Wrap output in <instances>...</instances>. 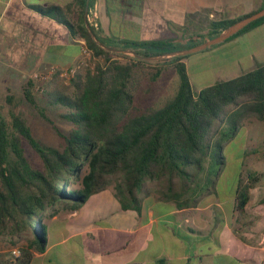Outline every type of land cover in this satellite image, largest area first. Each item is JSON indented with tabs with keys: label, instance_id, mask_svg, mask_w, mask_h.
<instances>
[{
	"label": "trees",
	"instance_id": "16d2710c",
	"mask_svg": "<svg viewBox=\"0 0 264 264\" xmlns=\"http://www.w3.org/2000/svg\"><path fill=\"white\" fill-rule=\"evenodd\" d=\"M75 4L83 10L87 0ZM32 9L73 27L61 18L66 8ZM248 15L212 21L206 33L190 37L185 44L107 40L89 27L108 49L131 50L146 58L192 48ZM263 24L264 17L223 43ZM80 31L92 57L101 62L92 70H78L68 83L60 78L62 71L55 70L39 85L28 79L22 88L21 99L51 126L59 145L37 139L21 114L9 112L6 117L0 112V235L17 239L26 235L31 238L28 248L39 253L47 245L46 218L56 215L59 208L78 210L110 185L120 208L137 214L142 199L152 194L183 207L189 205V196L216 193L225 165L224 145L237 135L243 121L254 118L264 122V63L194 93L183 62L187 56L171 58L168 61L178 78L175 94L161 106L141 108L135 104L141 82L147 78L153 83L161 68L105 50L87 28ZM14 99L8 94L7 104L12 106ZM46 111L70 125L69 130L57 127ZM24 144L39 157L42 170L30 165ZM259 181V174L249 172L247 183L237 188L239 210L246 206L248 191Z\"/></svg>",
	"mask_w": 264,
	"mask_h": 264
},
{
	"label": "crops",
	"instance_id": "0c3cea01",
	"mask_svg": "<svg viewBox=\"0 0 264 264\" xmlns=\"http://www.w3.org/2000/svg\"><path fill=\"white\" fill-rule=\"evenodd\" d=\"M75 2L0 0V98L24 79L77 65L84 58L80 29L91 26L86 17L91 13L97 19L94 30L107 40L185 44L190 37L206 33L212 21L264 8V0H87L83 10ZM33 6L66 8L61 18L69 20L72 29L53 15L41 16ZM234 49L240 57L230 60L233 64L264 62V24L217 51L226 54ZM217 192L216 187L214 194L189 196V205L183 207L152 194L142 199L137 214L123 211L113 191L106 189L76 211L58 209L45 223L44 252L17 246L12 258L9 249L0 251L5 255L2 261L50 264L58 256L70 258L74 250L82 249L76 255L80 264H264V182L249 191L242 210L237 188L230 196ZM80 235H87L89 243L71 244Z\"/></svg>",
	"mask_w": 264,
	"mask_h": 264
},
{
	"label": "rangeland",
	"instance_id": "374dc122",
	"mask_svg": "<svg viewBox=\"0 0 264 264\" xmlns=\"http://www.w3.org/2000/svg\"><path fill=\"white\" fill-rule=\"evenodd\" d=\"M253 40H255V37L251 39V41ZM229 42L230 41L217 45L208 51L191 54L183 60L194 93H197L199 90L217 81H226L236 78L264 63L252 61L253 64H251L250 61L241 60L239 61L240 65L236 63L233 64L230 60L240 57L238 50L234 49L226 54L217 51ZM114 58L124 61L122 58ZM168 60L169 59L150 62L151 67L161 68L162 73L153 83H150L147 78H144L141 82L139 92L135 98V104L138 107L147 108L161 106L175 94L178 86V78L171 62ZM83 61L87 63V66H83L80 71L89 68V66L93 67L95 63L101 62V59L92 58L88 60L84 58ZM60 78H63L65 83L69 82V80L65 77H61V75ZM28 79H32L37 85L44 81L29 77L23 80L21 86L13 84L8 94L14 96V102L12 106H10L7 104L6 98L1 97L0 112L6 117H8L9 112L21 114L28 121L32 133L37 139L44 144L57 147L60 140L51 126L41 118L35 108L28 106V104L21 99L23 85ZM34 92L38 99L39 91L35 89ZM46 114L61 130H69L70 125L58 119L54 112L46 111ZM24 152L33 168L39 170L43 169L41 160L27 144H24ZM222 154L225 159V165L223 166L216 186L218 189V196H230L234 194L236 188L247 183V174L249 172L259 174L260 181L264 182V122H260L254 118L243 121L237 135L224 145ZM107 189L113 191V185H110ZM50 219L51 217L46 218L45 223L49 222ZM32 232L31 236L34 235V229H32ZM87 238V235L77 236L71 241V244L85 246L89 243V241H86ZM30 239L31 238L26 235H22L19 239L0 235V251L9 249L7 255L9 258H12L11 251L13 248L28 245ZM81 252H83L82 249L78 250V252L74 250L70 258L63 256L61 258L58 256L56 259H53L50 264H80L81 262L78 257L76 258V255H79ZM2 258H5V255L0 253V264H5ZM84 258H86V255H84ZM33 264L41 263L35 262Z\"/></svg>",
	"mask_w": 264,
	"mask_h": 264
},
{
	"label": "water",
	"instance_id": "95a60500",
	"mask_svg": "<svg viewBox=\"0 0 264 264\" xmlns=\"http://www.w3.org/2000/svg\"><path fill=\"white\" fill-rule=\"evenodd\" d=\"M263 17H264V8L254 12L251 15H248L246 17L241 18L240 20L236 21L234 24H232L229 27H227L226 29L222 30L215 37L210 38V39H208V40L202 42L201 44L196 45L192 48L184 49V50H180V51H175V52H171V53H166V54H161V55H157V56H153V57H146V58L137 56L131 50L113 51L111 49H108L107 47L102 45L97 40L96 36L93 34V32L91 31V29L88 25H86V28L88 29L89 33L91 34L93 40L103 49L111 51V52H115L117 54L130 56L132 58H138V59H141L144 61L153 62V61L167 60V59H171V58H175V57L189 56L191 54L203 52L210 47H213V46H216L218 44L223 43L224 41H226L227 39H229L230 37H232L233 35L238 33L240 30H242L244 27H246L250 23H252L258 19H261Z\"/></svg>",
	"mask_w": 264,
	"mask_h": 264
},
{
	"label": "built area",
	"instance_id": "2783aa9c",
	"mask_svg": "<svg viewBox=\"0 0 264 264\" xmlns=\"http://www.w3.org/2000/svg\"><path fill=\"white\" fill-rule=\"evenodd\" d=\"M87 22L90 23V27H92L93 29L97 28V19H96V15L95 13H91V15H87ZM83 55L84 58H87L88 60L92 59V53L90 50L87 49L86 44L84 43V48H83ZM83 58V59H84ZM83 59L77 64L75 65L73 68H70L67 71H62L61 72V77H65L67 80H69L78 70H80L83 66H87V63L83 61ZM94 59V58H93ZM94 66H89V69H93ZM56 69H51L47 74L44 75H35L33 76L34 79H40V80H46L50 77V75H52L55 72ZM18 252H13L14 256H17Z\"/></svg>",
	"mask_w": 264,
	"mask_h": 264
}]
</instances>
